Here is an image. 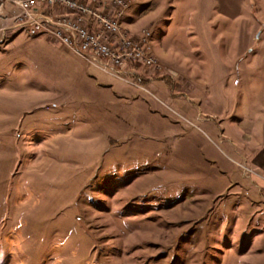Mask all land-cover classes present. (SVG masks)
<instances>
[{
	"label": "rangeland",
	"instance_id": "obj_1",
	"mask_svg": "<svg viewBox=\"0 0 264 264\" xmlns=\"http://www.w3.org/2000/svg\"><path fill=\"white\" fill-rule=\"evenodd\" d=\"M124 1V79L0 20V264H264V0Z\"/></svg>",
	"mask_w": 264,
	"mask_h": 264
},
{
	"label": "built area",
	"instance_id": "obj_2",
	"mask_svg": "<svg viewBox=\"0 0 264 264\" xmlns=\"http://www.w3.org/2000/svg\"><path fill=\"white\" fill-rule=\"evenodd\" d=\"M125 5L124 0H113L110 7L97 0H0V19L14 20L15 28L31 37L53 38L89 67L124 79L140 64L160 67L151 57L149 30L138 37L123 35L118 9Z\"/></svg>",
	"mask_w": 264,
	"mask_h": 264
},
{
	"label": "crops",
	"instance_id": "obj_3",
	"mask_svg": "<svg viewBox=\"0 0 264 264\" xmlns=\"http://www.w3.org/2000/svg\"><path fill=\"white\" fill-rule=\"evenodd\" d=\"M1 29L2 28H0V30ZM246 127H248L247 123ZM231 132H236L235 127L231 126ZM254 132L258 133V137H253V141L251 142L252 145H249L253 151L250 153L248 152V155H245V157L248 162L254 165L264 175V129H259V131L254 129ZM261 189H264V186L261 187Z\"/></svg>",
	"mask_w": 264,
	"mask_h": 264
},
{
	"label": "bare ground",
	"instance_id": "obj_4",
	"mask_svg": "<svg viewBox=\"0 0 264 264\" xmlns=\"http://www.w3.org/2000/svg\"><path fill=\"white\" fill-rule=\"evenodd\" d=\"M123 35H125V36H129L126 32H124V30H123ZM130 37V36H129ZM150 37H151V32H150V35H149V39H150ZM152 57V56H151ZM152 59L153 60H155V61H157L156 59H154L153 57H152Z\"/></svg>",
	"mask_w": 264,
	"mask_h": 264
}]
</instances>
